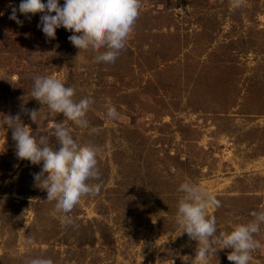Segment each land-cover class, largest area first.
Here are the masks:
<instances>
[{
	"label": "rangeland",
	"instance_id": "rangeland-1",
	"mask_svg": "<svg viewBox=\"0 0 264 264\" xmlns=\"http://www.w3.org/2000/svg\"><path fill=\"white\" fill-rule=\"evenodd\" d=\"M19 2L0 0V264H190L198 241L176 223L184 181L220 202L207 210L217 235L264 210V0H139L112 63L95 61L102 49L73 55L61 28L46 38L41 13L17 11L18 25L9 15ZM46 75L90 96L86 126L31 97L33 78ZM13 114L50 146L62 122L93 146L98 175L86 183L98 191L57 210L33 179L42 163L15 155L2 123ZM254 239L249 264H264V224ZM215 247L200 264H234L231 249Z\"/></svg>",
	"mask_w": 264,
	"mask_h": 264
},
{
	"label": "clouds",
	"instance_id": "clouds-1",
	"mask_svg": "<svg viewBox=\"0 0 264 264\" xmlns=\"http://www.w3.org/2000/svg\"><path fill=\"white\" fill-rule=\"evenodd\" d=\"M17 11L26 18H30L29 14L41 13L37 27L46 38L55 39L56 29L63 27L73 33L68 40L79 51L102 49L95 56V61L112 63L125 47L126 38L138 16L139 0H63V6L59 0H20L18 7H12L9 15V19L19 25L22 22L17 18ZM74 95L71 86H65L53 76L33 78L32 98L47 105L52 112L63 113L66 118L64 122L72 121L86 126L84 114L92 99L83 94L78 98H74ZM105 108L107 117L117 116L116 108L110 102H106ZM39 112H28L36 124ZM64 122L56 123L51 133L56 138L55 146L49 145L47 135H40L39 138L33 136L19 115L5 116L2 123L13 129L17 158L32 164L42 163L41 171L33 174V179L46 190V200L54 201L55 208L61 213H68L82 195L95 193L99 185L86 183L98 175L95 148L74 140ZM178 191L184 195L178 201L176 223L189 238L198 241L195 257L190 264L206 261L217 250L216 245L231 249L227 259L234 264H249L250 253L258 247L254 234L264 224V210L250 212L252 220L238 223L231 231H221L217 235L216 219L207 210L219 207L220 202L204 188L189 181L180 183ZM28 264H51V260L36 257L30 259Z\"/></svg>",
	"mask_w": 264,
	"mask_h": 264
},
{
	"label": "trees",
	"instance_id": "trees-1",
	"mask_svg": "<svg viewBox=\"0 0 264 264\" xmlns=\"http://www.w3.org/2000/svg\"><path fill=\"white\" fill-rule=\"evenodd\" d=\"M59 3H60V5L61 6H63V2H61V1H59ZM61 31H60V38H59V40H61V41H64L65 43H67V45H68V47L70 48V49H73V51H74V53H73V55L77 52L76 51V47H74L72 44H71V42L68 40V37L70 36V35H72L73 33L71 32V31H69V30H66V29H64L63 27H61V29H60ZM15 115L13 114L12 116H10V117H14ZM17 116V115H16ZM19 117H20V119L22 118V116H20L19 115ZM14 123H16V122H14Z\"/></svg>",
	"mask_w": 264,
	"mask_h": 264
}]
</instances>
